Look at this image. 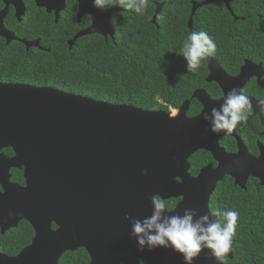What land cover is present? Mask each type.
Here are the masks:
<instances>
[{
    "label": "water",
    "instance_id": "1",
    "mask_svg": "<svg viewBox=\"0 0 264 264\" xmlns=\"http://www.w3.org/2000/svg\"><path fill=\"white\" fill-rule=\"evenodd\" d=\"M74 1L78 20L89 18L88 13L94 19L88 29L74 37L70 47L86 36L114 37L111 18L126 10L112 6L101 12L92 6V0ZM216 1L194 4L192 16ZM220 1L230 9V0ZM35 2L48 12L58 13L65 0ZM156 8L153 24L162 5ZM0 37L8 44L15 41L1 20ZM207 68L206 82L219 85L223 95L244 80L241 77L246 71L242 68L239 77L228 78L211 58H207ZM191 100H196L202 111L196 118L187 119L189 101L171 116L53 88L0 83V152L11 149L15 155L12 159L0 155V180L7 179L10 168L22 165L28 181L23 191L0 194V222H8L6 226L0 224L6 230L24 219L34 230L30 246L16 258L0 254V264H58L63 254L80 248L91 264H107L119 257L122 260L115 262L124 264H140L139 259L144 264H183L180 255L171 250L137 251L134 240L129 241L131 223L121 222L125 219L120 211L133 208L132 212L139 215L130 217L142 219L150 215L149 198L155 194L165 200L180 198L173 212L191 207L198 214L210 213V197L224 177H231L241 190L250 177L264 186V150L257 160L243 151L226 155L217 140L230 135L211 134L202 119L204 111L221 101H212L202 90L195 91ZM200 150L216 158L220 154L219 165L216 169L207 166L192 178L187 161ZM10 211L15 213L12 218ZM228 257L232 259L231 251ZM194 264L214 262L206 252Z\"/></svg>",
    "mask_w": 264,
    "mask_h": 264
},
{
    "label": "trees",
    "instance_id": "2",
    "mask_svg": "<svg viewBox=\"0 0 264 264\" xmlns=\"http://www.w3.org/2000/svg\"><path fill=\"white\" fill-rule=\"evenodd\" d=\"M202 1L205 0H150L144 16L126 10L111 18L113 38L85 37L71 49L67 41L82 27L49 24V34H42V50L26 54L15 49L9 58L3 55L9 63L0 61L5 64L4 79H0L148 112L170 113L190 101L187 116H195L201 108L191 97L197 90L207 91L208 69L206 59L195 73L186 71V61L179 53L190 32L203 30L214 39L216 54L209 58L230 75L236 74L245 60L262 61L264 66V0H230L229 10L217 1L197 10L190 19L191 2ZM156 4L163 7L153 24ZM211 200V212L239 213L229 263L264 264V188L248 185L246 190H239L227 180L216 187ZM26 228V234L21 232L25 237L15 240L20 247L33 236L25 224ZM11 239H15L13 234ZM87 261V254L78 250L63 255L58 264Z\"/></svg>",
    "mask_w": 264,
    "mask_h": 264
},
{
    "label": "flooded vegetation",
    "instance_id": "3",
    "mask_svg": "<svg viewBox=\"0 0 264 264\" xmlns=\"http://www.w3.org/2000/svg\"><path fill=\"white\" fill-rule=\"evenodd\" d=\"M46 1H49V0H46ZM206 1L208 0L202 1L200 3H203ZM200 3L191 2L192 5L200 4ZM222 3L224 4V2ZM56 15H57V18H56ZM0 20L2 22L3 28L7 30L8 32L12 33V35L15 38V41H12L8 44L6 43L5 39L0 37V61H3L5 64L9 63V60H5L3 58L5 57L9 58L10 53L15 54L13 53L15 49L23 50L26 54L33 50H42L43 48H41L42 46L41 41H42V38H44L42 34L43 33L49 34V30H46L49 27H51L49 24H54V25H59L60 23H64L66 25L77 24V26L82 27V29L76 32L73 35V37L67 41L68 45L77 34L85 31L91 25V20L87 16H83L81 19L78 20V6L74 0H65L64 8L58 13L55 10L48 12L46 8L39 7L37 3L35 2V0H0ZM66 29L69 34L70 29L68 28ZM37 30H40L41 33L40 32L38 33ZM71 33L73 34L74 32L71 31ZM84 38L85 37L77 39L74 42L73 46L72 47L69 46V48L70 49L73 48L77 44L78 41H81ZM108 38L109 37L103 38V39L107 40ZM27 45L28 46L33 45L35 47H28ZM3 55H5V57ZM5 64H0V76L3 77V79H4V73L2 71V68H4ZM242 68H246V71H244L241 77L244 80L241 81L240 84H237V85L235 84L232 86L236 88L239 87L243 91V93L252 100L255 114L249 118V121L246 126L244 127L238 126L237 129L232 133L233 135L218 139L217 145L219 149H221L228 156H235L239 153V151H243L244 153L246 152L248 157H250L251 159L257 160L261 158V153L264 150V105H261L260 107H256L258 101L264 100V66L262 64V61L252 62L249 60H245L242 66L237 71V73L233 75L226 73L220 67V69L224 72V74L228 78L239 77V75L241 74ZM0 83L1 84H21L17 82L16 80H11V82H4L1 79H0ZM206 84H208V86L206 87L207 91L204 89H200V90L204 91L212 101H218L220 100V98L223 97V91L219 87V85L215 84L214 82H211V83L206 82ZM189 107H190V101H189V106L186 112L187 119L196 118L202 111V108L200 106L201 110L199 111L197 115L188 117L187 113L189 111ZM170 114H174V112ZM239 145L242 146L241 149ZM0 155H2L5 159H12L15 156L11 149H3L0 152ZM216 156L217 158L221 157L220 154H217ZM217 158L207 151H204V150L197 151L187 161L188 166H189V169H188L189 176L192 178H196L199 175L200 171L207 166H211L213 169H216L219 165V161L217 160ZM190 162H192V164ZM227 180L231 181L232 184L234 185V180L231 177L226 176L222 179L221 182L217 184V186L219 184L227 182ZM248 185H253L256 188L257 187L264 188V186H260L258 180L251 178V177L248 179L245 189L243 190H246ZM27 187H28V181L26 179V172H25V168L22 165L19 166V168H14V167L10 168L7 172V179L0 180V194H5V190L7 191V193L9 192L11 193L12 191H17V190L23 191L27 189ZM166 201L169 202L170 204V210L174 211L175 207L181 201V199L180 198L168 199ZM211 206H212V200L210 197L209 208ZM123 207L126 208L127 205H123ZM129 210L127 209L126 211H120V217L124 216L125 213H127L129 216L139 215L138 211L132 212L133 208H129ZM121 222L129 223L130 220L126 221L122 219ZM0 223L2 224V226H6L8 224L7 221H2ZM1 224H0V254L10 259L16 258L27 247L30 246L31 241L34 238V230L32 226L30 225V223L24 219L18 222L16 227L9 228L6 230H4L5 228L4 229L2 228ZM25 224L30 227V230L32 231L33 236L29 240V243L26 246L24 245L23 247H20L15 240L17 238L25 237L24 234H21V232H24L26 234L29 231L27 230V228L24 229ZM51 228L53 231L57 230V227H55L53 224L51 225ZM15 230H20V232H16ZM14 231L15 233H12ZM12 234L15 237L13 241L11 239ZM130 240H134L135 242V239L130 238L129 236V241ZM135 247L137 249V246ZM78 250H83V249L80 248V249H77L76 251ZM74 252H66V253H74ZM206 252H208V250L202 251L201 255L205 257ZM231 252H232V249H231ZM117 259H121V258L119 257ZM117 259L115 258L113 262L106 261V263L107 264H124L123 262H119V261L115 262ZM126 260H129V259H126ZM231 260H228L227 264H230L229 261ZM139 263L144 264V261L139 259ZM87 264H91L89 256H88Z\"/></svg>",
    "mask_w": 264,
    "mask_h": 264
},
{
    "label": "clouds",
    "instance_id": "4",
    "mask_svg": "<svg viewBox=\"0 0 264 264\" xmlns=\"http://www.w3.org/2000/svg\"><path fill=\"white\" fill-rule=\"evenodd\" d=\"M149 1L92 0V6L101 10L116 6L130 10L138 16H144ZM87 15L90 20L94 19L90 13ZM194 15L195 13L192 16L191 10L190 19ZM216 50L214 39L206 31H192L183 41L179 55L186 61L187 73H195L200 68L201 62L213 57ZM220 101L218 106H212L202 115V119L208 123V131L214 135L221 132L231 135L238 126H246L249 118L255 114L252 100L239 88L233 87L228 90ZM261 105H264V100L258 101L256 107ZM171 111L176 113L175 110ZM149 200L150 215L142 219H133L127 213L124 215L125 220H130L129 236L135 239L137 251L163 248L179 254L183 264H194L201 252L208 250L207 255L214 264H227L228 253L232 249L233 237L237 229L239 218L237 211L213 210L211 213L198 214L195 208L185 207L173 212L170 210L169 202L160 196L153 194ZM14 215L15 213L9 212L10 218Z\"/></svg>",
    "mask_w": 264,
    "mask_h": 264
},
{
    "label": "rangeland",
    "instance_id": "5",
    "mask_svg": "<svg viewBox=\"0 0 264 264\" xmlns=\"http://www.w3.org/2000/svg\"><path fill=\"white\" fill-rule=\"evenodd\" d=\"M174 114H176V113H174ZM174 114H171V116H173Z\"/></svg>",
    "mask_w": 264,
    "mask_h": 264
}]
</instances>
